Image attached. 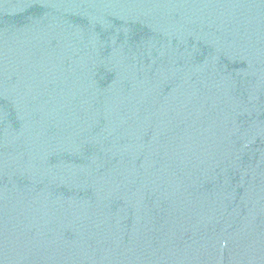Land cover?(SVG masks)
<instances>
[{"label": "water", "instance_id": "obj_1", "mask_svg": "<svg viewBox=\"0 0 264 264\" xmlns=\"http://www.w3.org/2000/svg\"><path fill=\"white\" fill-rule=\"evenodd\" d=\"M0 264H264V0H0Z\"/></svg>", "mask_w": 264, "mask_h": 264}]
</instances>
